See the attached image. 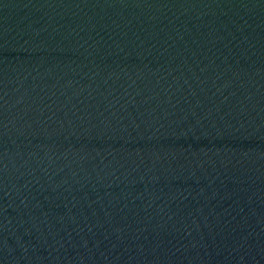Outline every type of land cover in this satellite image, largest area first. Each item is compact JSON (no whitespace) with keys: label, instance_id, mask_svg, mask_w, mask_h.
Returning <instances> with one entry per match:
<instances>
[{"label":"water","instance_id":"obj_1","mask_svg":"<svg viewBox=\"0 0 264 264\" xmlns=\"http://www.w3.org/2000/svg\"><path fill=\"white\" fill-rule=\"evenodd\" d=\"M0 264H264V0H0Z\"/></svg>","mask_w":264,"mask_h":264}]
</instances>
